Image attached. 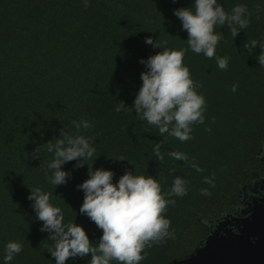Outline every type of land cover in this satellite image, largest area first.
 <instances>
[{
    "label": "trees",
    "instance_id": "obj_1",
    "mask_svg": "<svg viewBox=\"0 0 264 264\" xmlns=\"http://www.w3.org/2000/svg\"><path fill=\"white\" fill-rule=\"evenodd\" d=\"M219 2L225 11L246 6L250 23L235 39L227 26L217 27L223 35L216 55L228 58L225 70L215 58L185 52L183 62L206 105L204 123L193 125L192 139L181 142L162 140L130 106L145 70L140 59L160 51L145 38L187 49L188 34L173 12L192 0H89L87 7L83 0H0V264L10 240L23 246L10 264H55L47 252L53 241L40 230L28 200L31 188L49 193L64 222L83 225L93 242L102 235L79 213L84 193L77 185L88 178V167L65 164L70 178L56 188L46 176L52 154L45 143L63 127L74 130V120L91 122L84 134L96 151L87 163L98 156L93 167L112 169L114 182L133 170L156 177L165 193L176 176L187 181V194L171 197L175 204L164 213L171 235L145 248L140 264H171L192 254L215 224L242 210L250 187L264 180V66L255 58L259 46L251 52L242 47L245 41L264 43V0ZM119 101L129 107L116 112ZM157 143L162 162L153 152ZM169 151L185 153L188 162L169 157ZM90 259L69 258L66 264Z\"/></svg>",
    "mask_w": 264,
    "mask_h": 264
},
{
    "label": "clouds",
    "instance_id": "obj_2",
    "mask_svg": "<svg viewBox=\"0 0 264 264\" xmlns=\"http://www.w3.org/2000/svg\"><path fill=\"white\" fill-rule=\"evenodd\" d=\"M83 2L87 7L89 0ZM173 14L188 34V48L173 50L158 44L151 36L145 38L147 45L160 51L140 59L145 70L140 74L142 83L130 108L139 119L157 128L162 140L173 137L185 142L192 139L193 125L204 123L206 105L205 97L197 91L200 85L193 81L189 68L183 62L185 52L191 50L209 59L215 58L220 70L227 69L228 58L216 55L223 35L216 29L227 26L235 39L241 30L248 27L251 14L244 5L225 11L219 0H192L188 7L174 9ZM257 46L261 51L255 58L259 66H264V43L252 40L242 45L248 52ZM236 90L237 85H233L232 91ZM126 107L129 106L119 101L115 111L120 112ZM71 123L74 130L66 131L63 127L58 136L45 143L46 151L52 154L46 176L56 188L66 184L70 178V171L63 167L65 164L75 161L74 168L88 167V178L77 185V189L84 193L79 213L94 222L102 230V235L98 242H93L83 225L75 220L64 222L61 208L51 202L49 193L30 187L28 200L32 202L35 218L41 222L40 230L47 232L53 241L47 252L55 264H66L69 258L76 257H90L88 264H112L113 261L117 264H140L146 258L145 248L161 243L171 235L170 220L164 213L170 204H175L171 197L187 194V181L176 176L165 193L156 177L137 175L133 170L126 171L114 182L112 169L93 167L98 156L91 165L87 163L96 151L93 138L84 134L92 127L91 122L81 119ZM161 147L162 143H157L153 148L155 159L160 162L164 160ZM39 154L37 150L33 153L34 156ZM167 155L177 161L188 162V156L183 152L169 151ZM191 166L201 171L194 162ZM205 183H211V180L206 178ZM201 194L210 193L202 189ZM22 250L19 241H8L3 264H10Z\"/></svg>",
    "mask_w": 264,
    "mask_h": 264
},
{
    "label": "water",
    "instance_id": "obj_3",
    "mask_svg": "<svg viewBox=\"0 0 264 264\" xmlns=\"http://www.w3.org/2000/svg\"><path fill=\"white\" fill-rule=\"evenodd\" d=\"M221 222L230 227L214 230L190 255L171 264H264V196L244 217ZM236 230L233 226H236Z\"/></svg>",
    "mask_w": 264,
    "mask_h": 264
},
{
    "label": "flooded vegetation",
    "instance_id": "obj_4",
    "mask_svg": "<svg viewBox=\"0 0 264 264\" xmlns=\"http://www.w3.org/2000/svg\"><path fill=\"white\" fill-rule=\"evenodd\" d=\"M263 196H264V180L257 182L254 186L250 187V193H246L242 210L235 216H240V217L247 216L249 214V211L253 208V206H255L256 203L257 204L260 203L261 198ZM231 216L232 215L227 217L232 218ZM227 217H225L224 219L220 220L217 224H215V226L212 227L211 232L217 230L221 226V222L226 221ZM230 226L231 225L228 223L226 224V226H223V228ZM233 227L236 230L237 225ZM223 228H219L220 233L224 232Z\"/></svg>",
    "mask_w": 264,
    "mask_h": 264
}]
</instances>
